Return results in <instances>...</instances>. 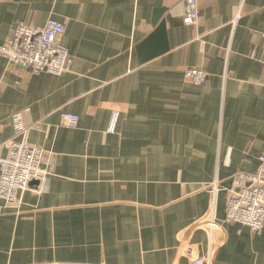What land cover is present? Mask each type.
Masks as SVG:
<instances>
[{"label": "crops", "instance_id": "crops-1", "mask_svg": "<svg viewBox=\"0 0 264 264\" xmlns=\"http://www.w3.org/2000/svg\"><path fill=\"white\" fill-rule=\"evenodd\" d=\"M198 5L186 26V0H0V46L56 20L74 60L35 75L0 56V159L25 132L51 171L21 208L0 199V264H191L185 244L264 264V228L225 221L234 176L264 154V0ZM210 214L212 234L195 226Z\"/></svg>", "mask_w": 264, "mask_h": 264}, {"label": "built area", "instance_id": "built-area-1", "mask_svg": "<svg viewBox=\"0 0 264 264\" xmlns=\"http://www.w3.org/2000/svg\"><path fill=\"white\" fill-rule=\"evenodd\" d=\"M198 0H186V13L183 23L191 26L199 19ZM238 19L235 18L234 22ZM65 27L56 20H48L43 27H30L18 24L12 35L0 46V56L5 58L12 66L29 71L32 74L49 73L62 75L71 71L73 57L59 43L64 34ZM252 56H254L252 54ZM184 77L190 83L200 85L206 82L207 73L198 68H187ZM21 114H15V120ZM61 119L68 127H76L79 116L73 113L62 112ZM119 113L112 114L109 131L116 129ZM6 157L0 159V199L21 208L23 194L29 190L30 183L39 180L46 188L51 171L43 169L46 152L37 146L26 142L25 132L23 138L9 140L4 144ZM225 221L236 223L260 231L264 228V154L259 156L257 169L254 173H237L229 190ZM195 226L209 233L220 228L219 222L210 214L199 220ZM183 254L191 259V264H208L210 257L201 256L198 250L185 244Z\"/></svg>", "mask_w": 264, "mask_h": 264}]
</instances>
